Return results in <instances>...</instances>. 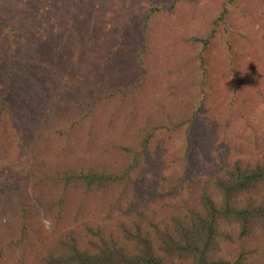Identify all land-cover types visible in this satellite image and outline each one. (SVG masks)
<instances>
[{"label":"trees","instance_id":"16d2710c","mask_svg":"<svg viewBox=\"0 0 264 264\" xmlns=\"http://www.w3.org/2000/svg\"><path fill=\"white\" fill-rule=\"evenodd\" d=\"M0 264H264V0H0Z\"/></svg>","mask_w":264,"mask_h":264},{"label":"rangeland","instance_id":"374dc122","mask_svg":"<svg viewBox=\"0 0 264 264\" xmlns=\"http://www.w3.org/2000/svg\"><path fill=\"white\" fill-rule=\"evenodd\" d=\"M50 0H46V3H48ZM40 3H37V5H39ZM26 8H31V9H36L37 10V6H30V5H27L26 6ZM46 8H48L47 6H46ZM35 35L36 36H38L39 37V41H40V43H42L43 42V44L42 45H44L45 44V42H47V41H45V40H47V38H48V36H47V34H45V31H43V29L42 28H39L38 30H37V28H36V32H35ZM47 37V38H46ZM42 41V42H41ZM26 41H25V45H26ZM30 43V42H29ZM27 46H28V44H27ZM38 210H39V213H40V215L42 216L41 218H43V211L41 210V208H40V206L38 205ZM43 224H46V221H43ZM46 229V228H45Z\"/></svg>","mask_w":264,"mask_h":264}]
</instances>
